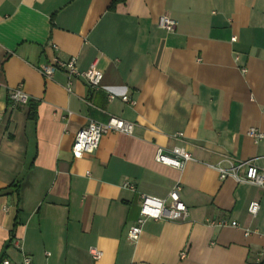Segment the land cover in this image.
Wrapping results in <instances>:
<instances>
[{
    "label": "crops",
    "instance_id": "crops-1",
    "mask_svg": "<svg viewBox=\"0 0 264 264\" xmlns=\"http://www.w3.org/2000/svg\"><path fill=\"white\" fill-rule=\"evenodd\" d=\"M161 16L174 32L158 27ZM55 58L95 66L101 88L68 86L62 71L44 78L39 69ZM18 87L29 106L9 100ZM0 116V261L19 264L21 250L36 264L264 260V190L215 169L253 160L264 170V141L247 135L264 132V0H0ZM110 117L135 124L133 134L108 133L73 158L79 130ZM174 147L193 158L182 172L154 160ZM178 181L188 218L147 221L130 244L140 195L164 199Z\"/></svg>",
    "mask_w": 264,
    "mask_h": 264
},
{
    "label": "built area",
    "instance_id": "built-area-1",
    "mask_svg": "<svg viewBox=\"0 0 264 264\" xmlns=\"http://www.w3.org/2000/svg\"><path fill=\"white\" fill-rule=\"evenodd\" d=\"M158 27L167 32H174L176 29V22L167 16H161L157 22ZM53 50H57V46L50 44ZM62 71L68 78V86H70L73 79L83 80L90 90H99L103 80V73L95 66L88 70L80 71L77 68L76 58H70L67 61H62L55 58L51 63L42 66L39 69L40 74L50 80L54 74ZM70 91V89H68ZM9 100L16 105H26L29 98L28 95L20 88H15L9 92ZM109 100L116 99V95L109 94ZM122 102L130 103L127 96L121 97ZM1 121V116H0ZM135 129V124L126 122L116 117H110L106 123H98L91 121L87 126L79 130L76 134L72 144L71 153L73 158L79 159L86 154H93L99 147L103 136L108 133H120L132 135ZM247 135L253 140L255 144L264 141V132L252 128L247 132ZM191 154L183 148L174 147L170 151L159 148L156 150L154 160L156 163L165 165L182 172L186 165L192 161ZM245 169L242 173L241 170ZM221 181L228 178L233 179L237 184H248L264 190V170L259 169L253 160L232 162L230 167L224 168L221 166L215 167ZM123 188L134 192L135 186L125 183ZM182 185L178 181L167 197L158 199L149 195H140V209L135 223L129 227L126 233V240L135 245L139 240L143 227L147 221H184L188 218V210L181 200ZM260 206L257 201H252L248 208V214L256 217L259 213ZM206 225L211 228H235L240 229V225L236 221H229L226 219H207ZM245 236H250L253 231L243 228ZM19 249L18 243L14 242ZM89 254L94 261L101 258L102 252L96 249H90ZM186 258V252L180 253V259ZM0 264H12L8 259H3ZM19 264H36L30 256L21 250V261Z\"/></svg>",
    "mask_w": 264,
    "mask_h": 264
},
{
    "label": "trees",
    "instance_id": "trees-1",
    "mask_svg": "<svg viewBox=\"0 0 264 264\" xmlns=\"http://www.w3.org/2000/svg\"><path fill=\"white\" fill-rule=\"evenodd\" d=\"M30 101H28L27 102V105L29 106L30 105ZM31 118H34L35 117V111H34V109L33 108H30V115H29ZM255 264H264V260H262V261H259V262H257V263H255Z\"/></svg>",
    "mask_w": 264,
    "mask_h": 264
}]
</instances>
